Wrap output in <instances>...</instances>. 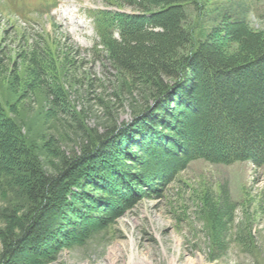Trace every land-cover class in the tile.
I'll return each instance as SVG.
<instances>
[{
    "label": "trees",
    "instance_id": "16d2710c",
    "mask_svg": "<svg viewBox=\"0 0 264 264\" xmlns=\"http://www.w3.org/2000/svg\"><path fill=\"white\" fill-rule=\"evenodd\" d=\"M114 2L134 10H91L99 52L144 98L129 122L60 156L53 170L0 106V178L14 195V218L0 228V264H40L42 249L105 227L140 198L163 196L192 160L264 166V32L223 11L217 28L195 42L187 25L193 0ZM223 39L233 47L225 50ZM36 56L27 67L43 86ZM10 74L15 83L17 68Z\"/></svg>",
    "mask_w": 264,
    "mask_h": 264
},
{
    "label": "rangeland",
    "instance_id": "374dc122",
    "mask_svg": "<svg viewBox=\"0 0 264 264\" xmlns=\"http://www.w3.org/2000/svg\"><path fill=\"white\" fill-rule=\"evenodd\" d=\"M193 1L187 25L195 42L217 28L223 11L264 32V0ZM97 9L134 10L114 0H0V106L48 170L95 134L129 122L144 98L99 52L91 17ZM31 53L44 65L43 86L29 75ZM68 56L73 64L66 66ZM12 196L0 178V228L14 218ZM77 236L42 249L40 264H264V166L192 160L160 198H140L105 227Z\"/></svg>",
    "mask_w": 264,
    "mask_h": 264
}]
</instances>
